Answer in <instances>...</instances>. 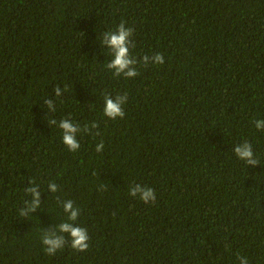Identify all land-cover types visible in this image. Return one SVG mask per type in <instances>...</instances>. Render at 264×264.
<instances>
[{
	"label": "trees",
	"instance_id": "obj_1",
	"mask_svg": "<svg viewBox=\"0 0 264 264\" xmlns=\"http://www.w3.org/2000/svg\"><path fill=\"white\" fill-rule=\"evenodd\" d=\"M121 22L133 78L106 68L101 37ZM156 53L164 64L142 63ZM106 93L127 94L123 118L103 115ZM62 119L81 127L75 152ZM260 119L264 0H0V264H264ZM244 141L256 166L233 151ZM33 186L40 207L21 216ZM65 200L89 247L50 256L41 236Z\"/></svg>",
	"mask_w": 264,
	"mask_h": 264
},
{
	"label": "clouds",
	"instance_id": "obj_2",
	"mask_svg": "<svg viewBox=\"0 0 264 264\" xmlns=\"http://www.w3.org/2000/svg\"><path fill=\"white\" fill-rule=\"evenodd\" d=\"M134 29L131 27H126L124 22H121L114 31H107L103 33L101 37V42L103 45L107 46L109 54L112 59L111 62L106 64V68L113 72L116 77L124 76L126 78H133L138 75L135 68L137 64L136 58L130 55V37H132ZM164 56L161 53H156L152 56L144 55L142 57V63L147 66L149 63L154 65L164 64ZM57 97L61 94V88L56 87L54 89ZM127 101V94L117 95L112 98L109 94L104 95V108L103 115L111 120H116L118 118H123L125 112L123 110V105ZM48 108L55 112L56 108L53 106L52 100H45ZM56 120H50L49 124H56ZM98 125L93 122L91 124V129H89L86 124L83 131L88 132L92 129H96ZM59 128L62 130V142L68 148L70 152H75L79 150L80 144L77 139L76 133L81 130L79 124H74L69 119H62L59 121ZM255 128L257 130L264 131V119L255 121ZM99 135V134H97ZM104 148V143L101 141L96 145V151L101 152ZM236 157L243 161L248 166H256L259 162L255 157L252 150V145L244 141L238 144L233 149ZM31 183V182H30ZM52 193L58 191L56 183H50L48 185ZM26 193L32 196L31 202L25 201L27 207L20 210L21 216H27L29 212L35 211L40 207V193L37 192L36 186L25 189ZM129 195L132 197H138L145 204L152 202L155 203L156 195L152 188L142 186L141 184H134L129 186ZM63 212L66 215V219L56 226L54 231H45L41 236V243L44 246V251L48 255H55L59 250L63 249L66 244L77 252H84L89 247V235L88 231L84 227L75 226V222L80 215V208L75 207L72 200H65L63 202ZM67 234V238L66 235ZM239 264H249L247 257L238 256Z\"/></svg>",
	"mask_w": 264,
	"mask_h": 264
}]
</instances>
